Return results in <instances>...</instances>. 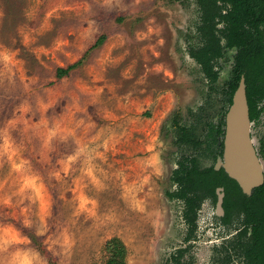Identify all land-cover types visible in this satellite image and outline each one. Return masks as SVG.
I'll use <instances>...</instances> for the list:
<instances>
[{"label":"rangeland","instance_id":"374dc122","mask_svg":"<svg viewBox=\"0 0 264 264\" xmlns=\"http://www.w3.org/2000/svg\"><path fill=\"white\" fill-rule=\"evenodd\" d=\"M200 16L195 0H0V264H106L115 237L128 264L224 258L240 221L208 199L190 235L166 195L182 158L216 164L229 108L237 50L211 86L189 55ZM191 125L200 146L176 145Z\"/></svg>","mask_w":264,"mask_h":264},{"label":"trees","instance_id":"16d2710c","mask_svg":"<svg viewBox=\"0 0 264 264\" xmlns=\"http://www.w3.org/2000/svg\"><path fill=\"white\" fill-rule=\"evenodd\" d=\"M195 1L201 15V23L197 27L199 43L191 46L189 55L201 66L208 83L213 86L218 81L220 73L216 69V62L224 56L226 49L236 48L233 76L225 92L227 105L232 103V97L243 74L247 76L250 91L259 93L260 88L255 82L264 69V0ZM103 43L104 37H101L91 49L98 48ZM80 63L81 61L66 69H59L58 78L68 75ZM195 130L193 125L176 126L175 144L199 147ZM224 135L225 119L217 127H211L209 133L210 146L215 149V159L223 155ZM170 179L176 189L166 195L172 201L183 203V218L190 235L197 229L198 213L203 203L208 199L217 201L216 190L219 187H223L226 193L223 224L230 223L233 212H237L238 216L244 214L243 222L251 228V236H248L247 228L228 246L224 245L222 252L226 255L218 264H264V186L253 197L248 198L223 169L216 171L215 166L203 168L196 157L179 160ZM190 237L188 236V241ZM186 251L178 250L177 255L171 257L173 262L180 264ZM104 252L106 264H128V249L120 238L109 240L105 244ZM234 257L240 262H235Z\"/></svg>","mask_w":264,"mask_h":264},{"label":"water","instance_id":"95a60500","mask_svg":"<svg viewBox=\"0 0 264 264\" xmlns=\"http://www.w3.org/2000/svg\"><path fill=\"white\" fill-rule=\"evenodd\" d=\"M223 145V155L218 158L215 170L223 169L238 183L245 194L250 195L253 189L264 184V175L251 140L250 110L244 77L226 113ZM216 193L218 196L217 212L223 216L224 188H218Z\"/></svg>","mask_w":264,"mask_h":264},{"label":"flooded vegetation","instance_id":"af4514ba","mask_svg":"<svg viewBox=\"0 0 264 264\" xmlns=\"http://www.w3.org/2000/svg\"><path fill=\"white\" fill-rule=\"evenodd\" d=\"M263 31H264V26H263ZM236 49V48H234ZM237 50V49H236ZM234 70V69H233ZM244 77L245 79V83H246V88H247V99H248V105H249V110H250V120H251V140L254 146V149L256 151V155L260 161V164L262 165L263 168V175H264V123L263 126H260L259 129L255 132L253 131L256 124L260 123L259 120L262 118L263 112H264V69L259 77V79L255 82V84L260 88V92H252V90L250 91V85L248 83L247 80V76L246 74H243L241 79ZM240 79V82H241ZM239 82V84H240ZM239 87V86H238ZM234 96V95H233ZM250 97H251V101H250ZM233 100V97H232ZM232 104V103H231ZM231 104L229 105V108L231 106ZM228 108V109H229ZM228 111V110H227ZM227 113V112H226ZM253 114V117H252ZM226 117V116H225ZM225 136V135H224ZM224 141V138H223ZM222 142L220 141L219 145H221ZM223 151H224V145H223ZM221 156H218V158ZM217 158V160H218ZM216 165V164H215ZM214 165V166H215ZM230 178V177H229ZM232 179V178H230ZM233 180V179H232ZM235 181V180H234ZM236 182V181H235ZM237 183V182H236ZM238 184V183H237ZM239 186V185H238ZM264 184L260 187H257L255 189L252 190L250 195H247L243 192V190L241 189L242 193L244 195H246L248 198L253 197V195L255 194V192L260 189L261 187H263ZM220 188V187H219ZM223 188V187H222ZM218 189V188H217ZM217 191V190H216ZM225 192V189H224ZM217 194V193H216ZM225 197H226V193H225ZM225 197H224V202H225ZM212 200V199H211ZM217 202H218V196H217V201H215L216 203V214L218 216H220L217 212ZM204 204V203H203ZM223 210H224V215L220 216L222 217V219L225 217L226 215V211L224 209V203H223ZM200 212V211H199ZM199 216V213H198ZM244 214H242L241 216H238L237 212H233L232 217L230 219V223L224 226H229L231 224H234V222L236 221V219H238L240 221L239 225L240 227L237 228L236 233L228 238L226 240V245L228 246L230 243L233 242V240H235L237 238V236L242 233L245 232L246 229L248 228V236H251V228L248 227L246 224H244L243 219H244ZM221 219V221H222ZM231 254L233 253V251L230 252Z\"/></svg>","mask_w":264,"mask_h":264}]
</instances>
